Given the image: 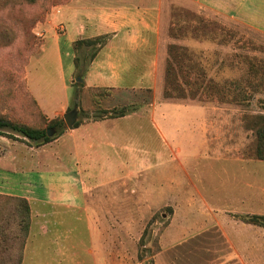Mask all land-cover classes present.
<instances>
[{
    "label": "rangeland",
    "instance_id": "374dc122",
    "mask_svg": "<svg viewBox=\"0 0 264 264\" xmlns=\"http://www.w3.org/2000/svg\"><path fill=\"white\" fill-rule=\"evenodd\" d=\"M68 1L0 0V116L5 115L23 126L32 123L33 118L30 120L23 115L27 108L33 109L34 106L26 89V69L35 80H40L38 86L43 93L48 97H60L63 82L58 63L50 51L41 53L42 37L43 25L55 23L56 7ZM173 11L168 39L174 45L168 46L167 58L159 67L158 90L84 89L76 82L78 71L85 69L97 48L82 47L77 56L83 69L79 67L67 91L70 95L67 111L63 118H57L62 125L49 130L54 138L69 132L74 125L68 128L64 116L73 112L78 126L116 118L122 113L126 116L136 113L137 116L129 121L131 128L134 121L138 124L135 133L128 127L129 135L133 134V137H141V130L144 138L155 136L156 131L151 127L153 122L163 134L176 130L179 135L207 137L208 157L212 161L204 164L202 160L190 165L189 178L196 189L187 192L191 206L177 208L181 216L174 224L179 228L203 227L206 223L214 225L213 229L210 227L208 238L197 235L181 238L174 242L176 245L172 243L164 247L162 244L161 236L172 224L175 207L154 205L152 199L155 198L160 203L168 202L164 199L169 198V192L152 189L151 182H163L166 174H128L125 190L114 189L119 186L115 182L111 185L112 190H103L104 175H100L95 167L92 169L96 171L95 175H79L81 188H84V191H79L81 196L96 199L99 203L88 209L96 211V222L91 225H95L97 254L102 262L105 260L109 264L110 258L111 264H264V222L260 223L262 227L241 222L244 217L264 216V161L253 157L255 134L247 128L245 119L264 114V35L235 22L223 21L215 13H198L195 7L191 11L185 10V13L178 7ZM60 26L57 31L63 34ZM168 61L174 63L170 65ZM169 66L170 72L167 71ZM241 91L248 96L245 102L238 98ZM176 105L190 107L191 110L183 111L184 114H179L180 111L175 113L172 108ZM19 106L21 110L17 111ZM136 130H139L138 135ZM4 131L23 137L12 129ZM189 142L181 140L178 145L185 150L197 147L193 141ZM159 146V142H154L137 151H141L140 156L144 160H150L149 154L155 157L154 150ZM51 156L55 157L54 149ZM206 158L203 155L201 159ZM231 159L233 166L221 162ZM133 167L129 164L128 170L135 169ZM162 169L164 172L167 170ZM225 169L238 172L234 176L235 182L229 187ZM173 176L181 178L179 174ZM66 178L72 179V176ZM89 178L96 179L99 187L91 189ZM136 183L144 190L135 191ZM31 197H38L35 186ZM184 213L193 216V220L181 222ZM209 214L216 215L217 221H221L220 216L230 218L228 228L224 226V229L229 230L232 226L231 231L238 234L239 239L235 237L233 240L236 244L239 242V247L234 249L237 253L231 247H225V240L219 237L218 227L222 223H212L210 219L198 222L200 218L196 216ZM62 232L66 235L64 248L69 245L67 240L83 245L88 242L84 222H70ZM40 257V254L28 253L25 264H38Z\"/></svg>",
    "mask_w": 264,
    "mask_h": 264
},
{
    "label": "crops",
    "instance_id": "0c3cea01",
    "mask_svg": "<svg viewBox=\"0 0 264 264\" xmlns=\"http://www.w3.org/2000/svg\"><path fill=\"white\" fill-rule=\"evenodd\" d=\"M176 7L184 13L185 10L191 11L192 7H195L198 13H215L223 21L235 22L264 35V0H70L62 3L56 7L55 23L43 25L41 51V53L50 51L56 57L63 82L60 97L54 95L48 97L43 93L38 86L40 80H35L29 70L26 69L24 77L26 89L45 120L50 122L63 118L69 107L70 95L67 91L73 77L77 75L75 58L78 52L74 49L77 41L100 38L103 40L102 45L93 53V57L91 54L85 69L80 66L83 69L80 84L84 89L117 91L148 88L154 92L158 90L159 67L167 58L168 46L174 45L170 44L168 38L172 27L173 9ZM58 26L63 28V34L58 33ZM188 108L176 105L172 109L175 113L180 111L179 114H184L183 111L191 110ZM135 115L136 113H133L86 125L80 124L81 126L74 127L69 132L40 145L33 144L25 137L2 131L13 138L0 135V196L24 199L30 209L29 231L21 264H25L28 253L41 255L38 264H106V261L102 262L97 254L95 225H91L96 222V211L88 209L95 208L99 203L96 199H85L79 193L81 190L84 191L79 175L83 173L95 175L93 167L98 169L100 175H104L103 190L106 188L112 190L113 182L119 184L114 189L125 190L128 174H166L167 178L163 177V182L150 181L152 189L169 192V198L164 199L168 202L160 203L158 198H155L152 199L155 201L154 205L175 207L172 224L161 236L162 244L168 247L181 238L189 239L197 235L208 238V233L215 227L214 225L209 226L206 223L203 227L194 225L179 228L174 224L179 222L181 216L177 208L182 206L186 209L191 206L187 192L192 191V188L196 189L189 178L190 165L202 160L205 161L204 164L212 161L208 157L206 135H179L176 134V130L163 134L156 129L157 124L153 122L151 127L156 131L155 136L144 138L143 130L141 132L136 130V134L139 132L141 137H133V134L129 135L128 127L130 130L134 129L135 133L138 124L134 121V125L131 122L132 128L129 125V121ZM43 128H46V124ZM181 140L190 141L189 143L193 141L197 147L185 150L178 145ZM154 142L161 144L154 150L155 157L150 153V160H144L140 156L141 151L138 153L137 150H142L145 148L144 145ZM161 147L166 150H162ZM53 149L55 157L51 156ZM33 151L38 154H33ZM203 155L207 158L201 159ZM238 159L237 157L236 162ZM221 162L223 165L228 163L233 166L232 159ZM129 164L135 169L129 171ZM162 168H166V172ZM175 174H179L181 178L177 179L173 176ZM236 174L238 175V172L234 173L232 169L230 172L228 169L224 170V175L228 177V187L235 182ZM69 176H72V179H65ZM89 180L92 183L91 189L99 187V184L96 185V179ZM34 186L38 197H31ZM134 190L142 191L144 188L138 187L136 183ZM104 199L106 201V198ZM139 200L143 202L141 196ZM189 216L190 214L184 213L181 222H191L193 216ZM196 217L200 218L198 222L201 219L204 222L210 219L212 223H222L223 225L218 227L220 229L218 235L225 240L224 246L233 250L239 247V242L236 244L233 241L235 237L239 239L238 234L231 231L233 227L230 226L229 230L224 229V226L228 228L230 218L220 216L221 221H217V216L213 214ZM196 219L193 222H196ZM80 221L87 225L88 242L85 241L83 245L81 242L74 244L73 241L67 240L69 245L64 248L63 241L66 240V235H63L62 229L70 222ZM241 222L249 224L244 220ZM35 236L38 239H35ZM108 262L111 264L110 258Z\"/></svg>",
    "mask_w": 264,
    "mask_h": 264
},
{
    "label": "trees",
    "instance_id": "16d2710c",
    "mask_svg": "<svg viewBox=\"0 0 264 264\" xmlns=\"http://www.w3.org/2000/svg\"><path fill=\"white\" fill-rule=\"evenodd\" d=\"M102 42L103 40L101 38L95 40L77 41L74 44V49L78 51L84 46L96 49L99 45H102ZM169 62L170 61H168V63ZM79 64L80 59L77 56L75 58L77 71L80 67ZM167 71H171L170 66ZM81 75L82 72L79 69L78 77H81ZM167 76H169V73ZM238 98L240 101L245 102L248 99V96L244 93V91H241L238 93ZM31 100L34 102L33 109L27 108L25 110V114L23 115L25 117H30V120L33 118L34 122L32 120V123L23 126L22 124L15 122L13 119H9L5 115H2L0 116V135L13 138L12 135H7L2 132L4 129H12L21 133L23 137L27 138L36 145L46 144L54 139L53 136H47V130L57 129L58 126L62 125V123L60 120L47 122L38 111L35 101L32 98ZM19 110H21L20 106L17 108V111ZM124 115L125 113H122L119 117ZM245 119L247 121V128L251 129L255 134L253 157L259 161H264V114L251 115ZM44 124H46V128H43ZM77 126L78 124H75L74 127ZM244 221L246 223L262 227L263 225H260V223L264 222V216L246 217L244 218ZM29 224L30 209L26 200L15 197L0 196V264H21L23 258V248L28 236Z\"/></svg>",
    "mask_w": 264,
    "mask_h": 264
},
{
    "label": "water",
    "instance_id": "95a60500",
    "mask_svg": "<svg viewBox=\"0 0 264 264\" xmlns=\"http://www.w3.org/2000/svg\"><path fill=\"white\" fill-rule=\"evenodd\" d=\"M81 78L80 77H77L76 78V82L77 83H81ZM77 119V116L75 114V112L71 113V114H67L64 116V120H65V123L67 125L68 128H72L73 125L75 124V121ZM47 136L51 137V131L50 130H47Z\"/></svg>",
    "mask_w": 264,
    "mask_h": 264
}]
</instances>
